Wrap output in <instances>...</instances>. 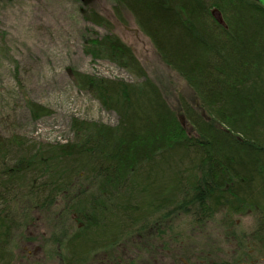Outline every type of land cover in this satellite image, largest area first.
<instances>
[{
	"label": "trees",
	"instance_id": "16d2710c",
	"mask_svg": "<svg viewBox=\"0 0 264 264\" xmlns=\"http://www.w3.org/2000/svg\"><path fill=\"white\" fill-rule=\"evenodd\" d=\"M114 2L195 105L180 96L176 111L112 23L87 5L88 22L107 33L85 54L136 82L73 72L80 91L117 115L114 126L73 118L66 143L0 132V264L14 263L15 237L25 239L37 213L62 264H136L141 258L127 256L142 251L149 232L188 239L221 214L232 226L233 216L253 213L256 236L264 235V8L253 0ZM27 107L34 121L52 114ZM183 218L189 228L173 229Z\"/></svg>",
	"mask_w": 264,
	"mask_h": 264
},
{
	"label": "rangeland",
	"instance_id": "374dc122",
	"mask_svg": "<svg viewBox=\"0 0 264 264\" xmlns=\"http://www.w3.org/2000/svg\"><path fill=\"white\" fill-rule=\"evenodd\" d=\"M87 5L94 6L112 23L113 31L133 49L176 111L180 110V96L191 103L196 102L186 83L162 63L132 16L123 8L119 10L120 18L116 16L114 0H91V3L85 4L79 0H0L2 134H20L43 143H66L72 140L70 123L73 118L111 126L117 124V115L104 110L97 100L80 91L73 80V72L78 71L106 79L136 82L133 76L115 64L94 60L85 54V45L90 39L107 33L105 29L88 22ZM28 101L50 109L51 116L34 121L27 107ZM38 214V223L26 229L25 239L17 233L13 264H62L50 252L53 248L47 240L52 229L42 222L43 218ZM178 222L173 225V229L189 228V219L183 218ZM227 222L226 217L218 215L207 224L205 231L190 232L191 238L204 240L210 231L214 241L223 229L221 225ZM229 222L236 225L233 230L241 237L248 255L246 264H264V235L256 236L255 215L247 212L233 216ZM133 240L140 239L134 237ZM223 249L231 256L236 249L235 242L229 239ZM132 251L124 250L123 255H129ZM138 252L136 249L135 253L127 257H132V262L137 261Z\"/></svg>",
	"mask_w": 264,
	"mask_h": 264
},
{
	"label": "flooded vegetation",
	"instance_id": "af4514ba",
	"mask_svg": "<svg viewBox=\"0 0 264 264\" xmlns=\"http://www.w3.org/2000/svg\"><path fill=\"white\" fill-rule=\"evenodd\" d=\"M91 3V1H89ZM238 224V222H237ZM236 225L225 226L219 233V237L212 241V235L208 232V238L204 240L175 239H150L152 232L147 234V240L143 241V249L136 257L139 264H246L248 255L245 253L241 237L233 230ZM207 228V227H206ZM205 228V229H206ZM205 231V230H204ZM203 232V231H202ZM206 235V236H207ZM189 236V235H188ZM163 237V236H162ZM192 237V234H191ZM235 242L236 249L231 256L223 252L225 242ZM240 239V240H238ZM131 262L133 260L132 257ZM137 260V259H136ZM113 264V263H112Z\"/></svg>",
	"mask_w": 264,
	"mask_h": 264
},
{
	"label": "water",
	"instance_id": "95a60500",
	"mask_svg": "<svg viewBox=\"0 0 264 264\" xmlns=\"http://www.w3.org/2000/svg\"><path fill=\"white\" fill-rule=\"evenodd\" d=\"M79 1L82 2L83 4H85V3H90L89 1H91V0H79ZM253 1H255L256 3H258L259 5H261L264 8V0H253ZM212 16L220 25L226 27L223 16L218 10H216V9L213 10Z\"/></svg>",
	"mask_w": 264,
	"mask_h": 264
}]
</instances>
